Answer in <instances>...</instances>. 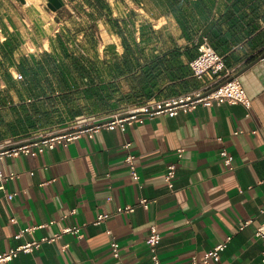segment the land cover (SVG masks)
<instances>
[{"label": "crops", "instance_id": "1", "mask_svg": "<svg viewBox=\"0 0 264 264\" xmlns=\"http://www.w3.org/2000/svg\"><path fill=\"white\" fill-rule=\"evenodd\" d=\"M126 1L125 9L121 0L79 3L91 4L104 22H120L124 34L117 25L110 32L127 47L92 53L89 64L69 47V34H50L42 22L24 36L18 50L29 44L23 54L31 66L27 83H19L15 66L0 69V141L34 137L80 114L109 116L124 105L202 90L208 78L197 77L190 60L206 38L242 79L253 113L240 102L200 103L126 129L103 127L37 155L6 156L0 161L8 176L0 179V252L69 224L81 225L84 235L66 232L0 264H155L153 223L163 234L164 264H193L229 236L221 258L204 264H264V239L257 235L264 221V0H178L176 8L171 0ZM118 9L124 19L113 17ZM132 10L156 15L138 23L129 17ZM224 148L235 168L226 164ZM128 152L137 155L140 179ZM174 161L172 189L165 175ZM9 192L16 193L13 199ZM142 197L151 198L149 208L139 205ZM127 204H137L136 210L118 211ZM101 213L109 216L97 223ZM44 223L17 236L23 227ZM113 238L121 243L120 258Z\"/></svg>", "mask_w": 264, "mask_h": 264}, {"label": "built area", "instance_id": "2", "mask_svg": "<svg viewBox=\"0 0 264 264\" xmlns=\"http://www.w3.org/2000/svg\"><path fill=\"white\" fill-rule=\"evenodd\" d=\"M190 65L194 74L199 78H208L206 85L202 90L181 94L179 96L157 99L153 98L140 106L128 107L124 110L116 111L112 115L103 116L99 114H82L73 119L68 126L63 128H54L51 130H42L34 137H28L21 140L9 138L0 141V161L6 156H17L20 154L37 155L44 152L48 148H54L59 143L68 146L73 140L83 136L85 133L93 135L96 131L103 127L115 128L120 125L126 129L128 125L136 121H145L148 117H154L158 114L175 115L180 110L192 109L198 104L214 105L222 102L243 103L249 108V113H253V98L248 93L242 79L236 74L235 69L227 66L224 55L218 51L206 38L200 45L199 54L190 61ZM16 77L23 79L24 73L18 71ZM127 147L131 146V142L125 144ZM185 148L181 147L178 150V156L183 157ZM222 155L226 164L230 168H235L234 157L231 152L224 148ZM133 176L136 179L141 178L138 170L137 155L134 152H128L126 157ZM12 173L10 176H15ZM178 175V161L171 162L168 166L165 178L167 184L172 189L176 188V178ZM8 177L2 170H0V179ZM3 185H0V188ZM15 192H9L8 197L13 199ZM151 198L142 197L139 205L149 208ZM137 208V204H127L118 207L119 212L127 211L133 212ZM109 216L108 213H101L96 219L97 223L102 222ZM54 221V220H52ZM250 220L246 222L249 223ZM32 225L23 227L17 236L21 237L27 232H33L38 227L46 225ZM243 224L242 227H245ZM111 232V230H109ZM73 232L82 237L83 231L81 225L69 224L61 231L56 232L52 236H43L41 238H33L26 240L16 246L0 252V262H8L16 258L21 252H32L40 248L44 241H55L59 239L64 233ZM257 235L264 239V221L257 229ZM232 238L229 236L226 241L220 242L214 248L206 252L202 260H195L193 264H204L212 260H219L221 258L222 250L228 245V241ZM163 239V234L159 229L157 223H153L150 227L149 243L155 264H164L159 253V247ZM68 245H64L67 248ZM112 249L114 255L121 257V243L118 239L113 238ZM264 253V252H263ZM264 260V256H263ZM127 264V263H121Z\"/></svg>", "mask_w": 264, "mask_h": 264}, {"label": "rangeland", "instance_id": "3", "mask_svg": "<svg viewBox=\"0 0 264 264\" xmlns=\"http://www.w3.org/2000/svg\"><path fill=\"white\" fill-rule=\"evenodd\" d=\"M48 1L49 0H0V44L8 36V33L3 29L4 24L9 26V30L11 32H16L15 35L18 40L17 42L19 45H21L24 43V36L27 35L29 38L30 32L36 29V24H40L39 22H42V27L47 28L50 34L59 35L62 32L66 35L69 34V47L73 52H78L80 58H83L84 62L87 64H89L92 53L99 55L100 53L108 50L112 51L127 49L123 42L119 41L120 39H118V42H120L122 47L118 48L117 39L112 34V32H110V29H116L117 25L119 34H124V32H122L123 26L121 23H115L111 19H108V22H104L103 14L91 6V4L88 7H85L84 4L78 6L82 0H67L64 6L59 10L52 11V8L48 5ZM86 2L89 3V0H86ZM121 4L124 9L127 5L130 6V3H128L126 0H121ZM128 12L132 21H137L138 23H141L143 20L152 18L156 15V12L153 14L150 12L146 13L141 10H132ZM120 14L121 11L118 9V14L114 15L113 17H118L120 19ZM121 19L124 18L122 17ZM124 23L125 20L123 21V24ZM135 24L137 23L135 22ZM137 30L138 28H136V31ZM41 33L45 32L37 31V35L39 37L41 36ZM138 34L139 36L141 35V33ZM120 36L118 35V38ZM28 45L29 44H27L25 49H22V51L18 50L17 47L11 57L6 56L5 53L0 49V69L5 68L6 66H15V68H17L15 72L17 73V70L23 71L21 62H24L28 67H31L29 59L23 58L25 50H28ZM39 45L41 46L42 44ZM45 51L46 49H41L42 53ZM52 63V60H46L48 67H52ZM23 72L25 77L23 79L18 78L21 85H25L28 81L25 71ZM2 81L3 80L1 79V82ZM128 107L132 106L124 105L117 111L124 110ZM76 117L77 116L69 119L68 123L65 125H58L57 128L68 126L69 123Z\"/></svg>", "mask_w": 264, "mask_h": 264}, {"label": "trees", "instance_id": "4", "mask_svg": "<svg viewBox=\"0 0 264 264\" xmlns=\"http://www.w3.org/2000/svg\"><path fill=\"white\" fill-rule=\"evenodd\" d=\"M178 0H171V4H172V6L173 7H175L176 8V2H177ZM178 12L180 13V9L178 10ZM0 15H1V11H0ZM3 29L5 30V32H7L8 33V36H7V38L0 44V49H1V51H3L4 53H5V55L6 56H8V57H11L12 56V54L15 52V50L17 49V47H18V40H17V37H16V35L13 33V32H11L10 30H9V26H7V24H4L3 25ZM214 46V45H213ZM215 47V46H214ZM196 57V56H195ZM194 58V57H193ZM193 58H191V60L193 59ZM190 60V61H191ZM21 66H22V70L23 71H25V73H27L28 74V66L24 63V62H22L21 63Z\"/></svg>", "mask_w": 264, "mask_h": 264}, {"label": "water", "instance_id": "5", "mask_svg": "<svg viewBox=\"0 0 264 264\" xmlns=\"http://www.w3.org/2000/svg\"><path fill=\"white\" fill-rule=\"evenodd\" d=\"M65 4V0H49L48 5L54 9V10H59L61 7H63ZM264 56V52L260 57Z\"/></svg>", "mask_w": 264, "mask_h": 264}]
</instances>
